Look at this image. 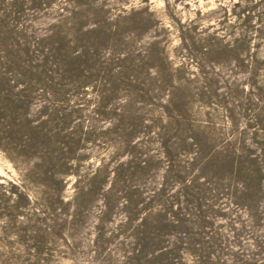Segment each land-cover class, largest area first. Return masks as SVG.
Here are the masks:
<instances>
[{"label":"rangeland","instance_id":"1","mask_svg":"<svg viewBox=\"0 0 264 264\" xmlns=\"http://www.w3.org/2000/svg\"><path fill=\"white\" fill-rule=\"evenodd\" d=\"M0 264H264V0H0Z\"/></svg>","mask_w":264,"mask_h":264}]
</instances>
